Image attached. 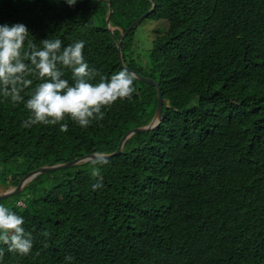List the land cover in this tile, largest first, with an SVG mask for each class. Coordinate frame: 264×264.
Masks as SVG:
<instances>
[{
	"label": "trees",
	"instance_id": "16d2710c",
	"mask_svg": "<svg viewBox=\"0 0 264 264\" xmlns=\"http://www.w3.org/2000/svg\"><path fill=\"white\" fill-rule=\"evenodd\" d=\"M148 12L152 49L144 63L132 55L133 29L122 63V33ZM17 23L37 48L44 39L62 48L84 41L89 68L109 80L124 69L146 79L87 128L67 118V132L21 126L41 81L29 77L16 105L0 93V185L111 154L156 116L157 88L166 103L156 130L134 135L101 167L102 188L93 189L89 162L2 200L23 217L33 248L21 256L0 245V264H264V0H0V25Z\"/></svg>",
	"mask_w": 264,
	"mask_h": 264
},
{
	"label": "clouds",
	"instance_id": "9594fccd",
	"mask_svg": "<svg viewBox=\"0 0 264 264\" xmlns=\"http://www.w3.org/2000/svg\"><path fill=\"white\" fill-rule=\"evenodd\" d=\"M66 3L75 6L77 0H66ZM29 35L23 23L0 25V93L3 98H10L13 105L23 102L21 93L33 84L29 77L41 81L26 102L30 116L22 122L23 128L59 125L61 132H67L68 125L63 123L67 118L87 128L93 121L103 120L104 109H110L118 99H132L136 91L133 86L136 74L124 69L109 80L97 70L90 69L83 55L84 41L62 48L60 39H44L42 47L37 48L29 40ZM62 68L71 71L73 83L62 78ZM97 76H100V82L91 83ZM157 93L159 101L158 88ZM90 164V174L98 181L93 189L102 188L101 167L108 164V155L97 151L90 157ZM24 223L22 216L0 204V245H6L10 253L28 256L33 248V237L26 233ZM4 254L3 247H0V258ZM65 260L70 262L72 257L66 256Z\"/></svg>",
	"mask_w": 264,
	"mask_h": 264
},
{
	"label": "water",
	"instance_id": "95a60500",
	"mask_svg": "<svg viewBox=\"0 0 264 264\" xmlns=\"http://www.w3.org/2000/svg\"><path fill=\"white\" fill-rule=\"evenodd\" d=\"M152 11V10H151ZM112 10L109 11L108 17H107V22L110 23L111 22V14H112ZM148 12L147 14H145L144 16L140 17L131 27H129L124 33H122L121 36V40L119 41V54H120V58H121V62L123 63V57H122V46H123V41L124 38L126 36L129 35V33L136 28L139 24L142 23V21L147 18L149 16ZM132 72V71H131ZM134 73V72H132ZM141 79H146L143 78L141 76H138ZM156 85V84H155ZM157 86V85H156ZM158 92H159V101H158V109H157V113L156 116L154 118V120L146 125L145 127H141V128H135L133 130H131L130 132H128L127 134H125V136L121 139L119 145H118V149L111 153V154H107L108 155V160L114 156H118L121 155L124 151V146L126 144V142L131 139L134 135L140 133V132H148L150 130H156L159 126L158 125H154L155 120H157L158 122L161 121L163 119V105H164V99L162 96V93L160 91V89L158 88ZM93 154L90 155H84L82 157H79L75 160H72L68 163H63V164H57L54 166H45V167H41L33 172H31L30 174H28L25 178H23V180L20 182V184L16 187V186H9V185H0V203L2 200L5 199H9L14 195H17L19 193H21L24 188L26 187V185L31 182L32 180H34L37 176L44 174V173H48L51 171H59L62 170L64 168H72L78 165H82L85 163H89L90 162V157H92ZM6 188V189H5Z\"/></svg>",
	"mask_w": 264,
	"mask_h": 264
},
{
	"label": "rangeland",
	"instance_id": "374dc122",
	"mask_svg": "<svg viewBox=\"0 0 264 264\" xmlns=\"http://www.w3.org/2000/svg\"><path fill=\"white\" fill-rule=\"evenodd\" d=\"M156 28V22L146 19L145 22L139 24L135 28V33L133 34L131 52L132 55L141 56V63L145 61L146 53L152 49L154 41V30ZM6 189V188H5ZM22 205V203H20Z\"/></svg>",
	"mask_w": 264,
	"mask_h": 264
},
{
	"label": "bare ground",
	"instance_id": "6f19581e",
	"mask_svg": "<svg viewBox=\"0 0 264 264\" xmlns=\"http://www.w3.org/2000/svg\"><path fill=\"white\" fill-rule=\"evenodd\" d=\"M120 59H121V58H120ZM137 78H139V77H137ZM146 81H147V80H146ZM154 84H156V85L158 86L157 83H154ZM163 108H164V105H163ZM154 118H155V117H154ZM154 118L151 120V122L154 120ZM163 119H164V117H163ZM163 119H162L161 121H159V122H158L157 120H155L154 125H158V126H160V124H161V122L163 121ZM67 163H68V162H67ZM78 166H79V165H78ZM44 174H46V173H44ZM41 175H42V174H41ZM39 176H40V175H39ZM37 177H38V176H37ZM37 177H36V178H37ZM36 178H35V179H36ZM35 179H34V180H35ZM34 180H32V181H34ZM32 181H31V182H32ZM31 182H29V183L26 185V187H27ZM16 187H17V186H16ZM26 187H25V188H26ZM25 188H24V189H25Z\"/></svg>",
	"mask_w": 264,
	"mask_h": 264
}]
</instances>
